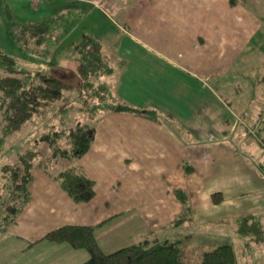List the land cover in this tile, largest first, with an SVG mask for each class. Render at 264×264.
Segmentation results:
<instances>
[{
	"label": "crops",
	"instance_id": "obj_1",
	"mask_svg": "<svg viewBox=\"0 0 264 264\" xmlns=\"http://www.w3.org/2000/svg\"><path fill=\"white\" fill-rule=\"evenodd\" d=\"M65 1L61 11L98 10L117 33L106 34L102 26L81 32L71 54L76 63L75 46L92 33L112 66L96 85L117 101L157 109L160 119L110 110L96 121L90 147L78 158L95 178L87 201H75L36 164L31 199L0 240V264L83 263L86 248L50 239L32 243L65 223L98 224L105 251L139 241L181 212L175 186L190 189L196 226L247 213L263 218L264 106L249 96L241 112L224 94L236 101L241 91L264 94L260 85L239 86L249 72L264 70V12L251 0ZM48 2L30 0L26 7L31 12L38 5L43 18ZM58 45L54 60L64 64L56 60L64 46ZM260 78L264 83V72ZM247 124L256 125L260 138L243 128ZM185 159L194 167L189 173ZM217 190L220 202L212 197Z\"/></svg>",
	"mask_w": 264,
	"mask_h": 264
},
{
	"label": "trees",
	"instance_id": "obj_2",
	"mask_svg": "<svg viewBox=\"0 0 264 264\" xmlns=\"http://www.w3.org/2000/svg\"><path fill=\"white\" fill-rule=\"evenodd\" d=\"M12 16L8 0H0V19L12 22ZM63 20V16L57 14L14 24L15 38L28 53L51 57L55 37ZM75 50L76 70L83 89L79 97L88 104L85 120L75 126L54 122L50 126L46 121L68 109L67 106L56 109L53 102L63 98L65 90L73 86L72 81L45 69H21L13 55L0 49V64L7 71L0 74V151L5 147L7 138L22 131L27 122L33 120L39 128L44 121L48 126L43 131L38 129L33 134L29 133L31 135L28 137L24 136L21 143L25 145H20L14 158L0 162V240L7 234L9 224L16 220L31 199L30 183L36 164L58 180L75 201H87L95 194V178L78 162V158L90 147L95 136L96 121L110 110L129 111L151 119H160L157 109L117 101L103 84L96 85L97 77L112 70L103 45L96 36L84 33ZM247 77L244 76L239 86L253 84L252 79ZM251 96L264 106V94ZM247 99L241 102L248 103ZM263 112L264 110L260 113ZM45 114L48 120L42 118ZM244 114L246 116L245 110ZM183 166L186 173L194 169L189 159L183 161ZM174 193L183 205L175 219L160 229L146 231L141 240L112 251H105L101 247L95 234L98 224L65 223L50 229L32 243L50 239L68 241L74 247L86 248L90 256L81 264H238L236 249L231 242L214 246L189 242L193 235L191 191L189 188L175 186ZM212 197L214 202H220L223 192L214 191ZM257 216L247 213L218 222H233V229L237 227L241 233H252L251 239L264 242V224ZM171 228H175L173 232ZM184 228L185 233L180 236ZM167 229L169 234L159 236L161 231Z\"/></svg>",
	"mask_w": 264,
	"mask_h": 264
},
{
	"label": "rangeland",
	"instance_id": "obj_3",
	"mask_svg": "<svg viewBox=\"0 0 264 264\" xmlns=\"http://www.w3.org/2000/svg\"><path fill=\"white\" fill-rule=\"evenodd\" d=\"M24 1L26 5L23 3ZM251 1L255 3V7L257 9H259L261 12H264V4L261 3L262 1L259 0V3L255 2L256 0ZM29 2L30 0H18L17 4L15 3L13 6H10L13 12L12 22L9 21L0 23V49H3L9 54L13 55L18 61V67L21 69L32 71L45 69L55 72L56 74L72 81L73 86L65 90L63 98L57 99L53 102V106L56 109L60 106H67L68 109L59 113L54 118H50V120L46 119L48 118L47 114L43 115L42 118L48 120L46 122H49V125L54 122L55 124L75 126L76 124L82 123L85 120V109L88 106V104H85L79 97V91L81 88L78 86V84L80 82V78L76 70V61L71 56L74 44L77 42V37L81 32L88 29L101 32L102 29L98 31L99 26L104 28L103 31L106 32V34L107 31L110 35H117V33H115L113 26L110 25L107 20H105L104 16L100 14L98 10L88 14V8L82 10L79 15L76 16L71 13V11L68 13H66V11H61V4H65V0H49V5L46 7V11H44L45 14H47V16L61 14L64 18V21H62V27L58 30V33L55 37V48L59 42H61L60 44L64 45L62 49L60 48L61 50H59V56L56 58V60H62L65 61V63L59 64V61L54 60V58L57 56L54 55L57 53L58 48H54L52 51L53 59L49 61L48 59H42L40 56L31 55L25 51L21 43L15 38L14 35V24L22 23L23 21H35L40 19V16H42L41 12L36 10L38 5H32V11H28L29 9L26 6L29 5ZM42 4L43 3H41V5ZM6 72V69L0 64V74H4ZM262 72H264V70L261 72L259 71L256 74V71L254 72L253 70L248 73L247 78H250V80L252 79L254 85H260L264 87V83L261 81L263 78H260ZM244 94L245 93L241 91V93L238 95L239 99L245 101L248 96H251ZM224 95L238 111L241 110L242 112L241 105H243V102H241L239 99H237V101L232 99L230 95H227L226 93ZM247 100L249 102V99ZM254 102L259 103L258 100H255ZM241 116L243 117L244 115ZM43 122L44 121H42L39 128H37L35 121H29L26 123L25 128L22 131H19L17 134H13L11 137L7 138L5 147L0 151V162L4 159L8 160L14 158L15 151L20 149V145H25V143H21L22 140L24 141V136L28 137L31 135L29 133L33 134L38 129L40 131L47 129L48 126L44 124L45 122ZM243 128L247 129L251 135L260 138L256 125L247 124L246 128L245 126H243ZM257 218L260 219L264 224V221H262V217L260 215H258ZM191 227L193 230V235L192 238L189 239V242H200L202 244L206 243L213 246L223 242H231L234 244L236 249L238 264H264V242H256L254 239H251L250 237L252 233H241L238 231L237 227L233 229V222H208L201 226H196L193 224ZM174 229L175 228H171L172 232ZM184 230L185 228L183 229V232L180 233V236L185 233ZM166 234H169V229L161 231L159 236L164 237Z\"/></svg>",
	"mask_w": 264,
	"mask_h": 264
}]
</instances>
